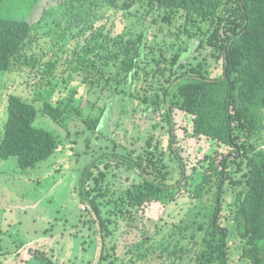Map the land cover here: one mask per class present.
Instances as JSON below:
<instances>
[{"label":"trees","instance_id":"trees-1","mask_svg":"<svg viewBox=\"0 0 264 264\" xmlns=\"http://www.w3.org/2000/svg\"><path fill=\"white\" fill-rule=\"evenodd\" d=\"M135 6L145 9L141 17L139 9L132 11ZM58 7L55 15L46 9L36 21L0 13V70L26 66L41 74L50 89L40 112L59 124L69 113L79 115L77 90L55 104L50 96L74 76L81 77L87 93L106 94L109 102L127 100L134 112H151L160 121L139 148L111 137V148L100 147L80 175L79 198L100 238L96 264L114 262L106 263L111 223L129 225L145 206H169L184 190L196 205L171 223V238L154 252L161 256L158 264H232L233 244L246 264H264V149L252 141L264 130V0H62ZM155 11L159 25L183 19L179 32L170 35L187 38L177 48L167 44L169 53L155 40L160 26L148 39L145 17ZM50 23L69 33L70 38L61 34V52L39 46ZM73 38L83 39L82 45L68 44ZM192 39L197 52L209 48V56L221 61L219 75L211 76L206 56L184 59ZM103 111L84 120L87 129H97ZM37 112L34 103L8 95L0 158L17 157L21 170L34 168L59 147L54 134L34 125ZM179 141L185 148L176 145ZM181 148L194 157L189 176ZM166 154L180 162L175 183L169 181ZM7 254L0 251V264ZM38 264L61 263L43 253Z\"/></svg>","mask_w":264,"mask_h":264},{"label":"rangeland","instance_id":"rangeland-1","mask_svg":"<svg viewBox=\"0 0 264 264\" xmlns=\"http://www.w3.org/2000/svg\"><path fill=\"white\" fill-rule=\"evenodd\" d=\"M61 1L7 0L1 3L0 13L5 17L36 21L42 17L46 9L52 10L55 15L60 10L58 5ZM138 9L140 11L135 14L141 17L145 9L135 6L132 11ZM158 15L159 12L155 11L145 17L146 33L148 39H152L153 32L157 33L158 30L155 29L160 26L162 31L158 32V38L155 40H159L165 51L169 53L172 48L167 44L174 43L177 48L187 38L183 33L178 39L175 38L183 19L177 18L171 25L163 22L159 25V22L153 20H160L161 17ZM118 22L122 27L121 20ZM61 25L51 23L47 25L51 31L42 42H39L43 51L61 52L58 49L64 42L60 37L62 32L67 33L64 26L60 27ZM203 26L204 29L207 28L206 23H203ZM171 31L175 34L170 35ZM68 35L69 33L66 34L67 37ZM74 39L68 40V44L72 47L75 45L80 47L83 39H79L78 43ZM188 43L192 49L190 48V53V50L188 53H183L186 56L185 60L206 56L210 64L211 76L221 73V61L216 62L209 56V48L197 52L196 40L192 39ZM64 54L63 52L62 55ZM58 68L57 72L60 73L62 68ZM58 75L56 76L58 78L62 76V74ZM67 81L66 87L63 90H54L50 99L55 104L76 89L74 98L80 111L79 115L69 113L68 116L71 115L69 119L67 117L64 123L59 124L40 112L43 101L49 98L46 95L47 90L50 89L41 78V74L29 71L26 66L0 70V140L7 118V98L8 95L15 94L34 103L38 111L34 125L54 134L59 145L48 159L26 170L20 169L15 156L8 159L0 158V251L9 253L1 257L3 264H38L39 256L43 253L53 256L61 264H96L100 253V238L90 226L96 229V224L87 223L91 215L88 214L86 217L85 203L79 198L80 175L88 163L97 156L100 147L110 145L111 148V137L127 144L130 148L132 142L136 143L134 147L139 148L144 142L145 135L148 134L147 131L152 129V125L160 123L151 112L140 111L141 109L134 112L131 103L127 100L119 98V101L114 98L113 102H109L110 99L106 98V94L102 98L98 93H87V89L81 84L80 76H74ZM56 82V80L52 81V89ZM102 108L104 111L97 129L94 131L87 129L84 120L98 117ZM131 113L134 114V118ZM162 125L163 123L157 126L155 131H159ZM163 129L166 131V128ZM260 135L257 138L253 137L252 141L264 149V130ZM176 145L185 148L184 142L179 141ZM196 145L202 147L199 141ZM182 148L180 154L189 176L194 157ZM204 153L205 149L198 154L203 156ZM165 162L172 170L169 181L175 183L181 177L180 162L176 157L167 154ZM193 201L192 195L184 190L169 206L165 207L155 202L145 206L143 212L138 213L129 225L119 224L116 227L111 223L110 228L113 232L107 237L110 256L106 263L114 261L113 264H158L161 256L154 252L164 248L171 238L170 233L173 230L171 223L178 222L189 206L196 205V201L194 203ZM196 207H199L198 204ZM177 234L178 231L174 239ZM147 237L150 238L146 239ZM130 248L132 253L128 252ZM231 248V263L246 264L239 257L240 250L237 246L233 244ZM143 252L144 257H137ZM133 253L137 255L134 257ZM131 260L136 262L132 263Z\"/></svg>","mask_w":264,"mask_h":264}]
</instances>
